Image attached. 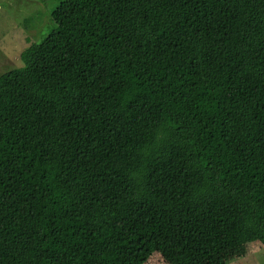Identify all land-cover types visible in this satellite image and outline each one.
<instances>
[{"label": "trees", "instance_id": "trees-1", "mask_svg": "<svg viewBox=\"0 0 264 264\" xmlns=\"http://www.w3.org/2000/svg\"><path fill=\"white\" fill-rule=\"evenodd\" d=\"M50 16L0 74V264L264 247V0H61Z\"/></svg>", "mask_w": 264, "mask_h": 264}, {"label": "rangeland", "instance_id": "rangeland-1", "mask_svg": "<svg viewBox=\"0 0 264 264\" xmlns=\"http://www.w3.org/2000/svg\"><path fill=\"white\" fill-rule=\"evenodd\" d=\"M61 0H0V74L23 65L22 51L39 42L51 30L50 13ZM102 63L96 74L112 81ZM108 75V76H107ZM154 251L145 264H171ZM209 259V260H208ZM264 264V247L257 241L228 248L220 256L211 255L202 264Z\"/></svg>", "mask_w": 264, "mask_h": 264}]
</instances>
